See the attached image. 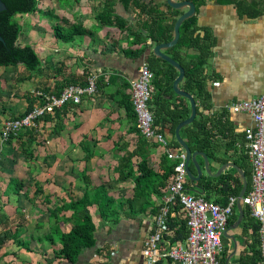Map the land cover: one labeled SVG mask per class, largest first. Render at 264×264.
Instances as JSON below:
<instances>
[{
	"label": "crops",
	"instance_id": "0c3cea01",
	"mask_svg": "<svg viewBox=\"0 0 264 264\" xmlns=\"http://www.w3.org/2000/svg\"><path fill=\"white\" fill-rule=\"evenodd\" d=\"M56 1L38 0V8H51ZM76 4L58 3L63 26L66 25L68 29L73 24L82 26L74 41H64L61 48L52 41L50 46L37 47L29 40L22 42V34L19 37V43L33 45L41 59V53L46 56L47 50V60L59 51L61 61L56 67L60 69L59 75L44 76L45 61L42 59L40 70L27 73L29 79L25 82L32 85L25 86L27 90L21 93L17 91L14 81L23 75L13 70H24L25 67L22 64L0 66V133L4 121L9 117L7 111L10 105L14 106L15 100L19 99L14 98V94L26 98L28 91L34 88L55 93L60 85L63 87L69 81L84 83L93 71L100 73L99 90L95 95L84 96L79 104L69 103L56 109L40 123L34 133L37 140L32 156L27 157L15 142L0 141V236L9 229L12 237L7 241L13 242V236H18L25 242H38L41 237L51 234L56 225L68 231L72 222L67 218L72 211H64L61 213L64 218L56 221L51 217L50 209L58 203L80 198L88 186L103 184L116 198L132 197V178H120L122 172L128 171V161L137 167V163L146 158L149 167L162 169L164 148L153 142L140 144L142 137L132 130L134 123L127 113L125 102H122L123 93H129V86L125 82L137 77L140 65L154 55V43L150 39L133 43L129 29L122 31L117 25L101 24L97 19L105 5H113L115 14L127 20L135 17L136 25L141 19L139 10L131 5L126 8L121 0H79ZM41 13L36 10L21 15L31 17V21L37 24L32 26L38 28ZM196 14L198 32L201 35L207 32L209 40H212L207 62L202 68L206 93L204 97L195 98L198 117L206 120L212 132L207 151H201L207 154L212 173L227 162L234 163L236 167L228 166L222 171L221 174L232 177L229 187L223 189V181L217 179L221 174L209 176L204 169V157L197 155L203 175L194 183L189 178L187 187L209 200L224 203L229 195H240L245 180L248 183L246 192L251 187V164L246 153L244 130L253 125V120L245 112L229 111L227 105L264 93V0H205L197 7ZM72 45L76 47L72 48ZM180 52L183 57L199 54L195 47H182ZM74 54L76 58L72 57ZM184 83L185 80L183 88ZM43 126L48 131L44 141L38 139V132ZM166 136L170 139L167 130ZM23 137L25 140L29 138L27 134ZM88 153L92 154L89 159L86 158ZM15 156L17 160H14ZM190 167L197 174L192 162ZM101 172L106 174L102 175L103 178L111 175L114 181L107 183L101 180ZM12 176L22 180L24 186L26 179H31L26 186L27 191H23V188L19 193L8 191V181ZM86 176L90 182L86 181ZM207 180L211 181V185L206 188L204 184ZM37 183L42 187L39 194L36 192ZM48 199L50 202H47ZM160 202L161 197L153 196L151 203L139 208L137 216L129 217L122 212L118 223L110 225L104 222V226L97 230L96 245L84 250L77 262L63 261L62 264H146L143 241L151 227L153 206H158ZM124 209L129 211L126 203ZM242 210L243 215L237 225L241 211L236 204L228 223L223 249L219 253L222 264L229 256V264H250L255 261L259 248L256 221L251 218L249 207L243 203ZM15 227L21 232L15 231ZM43 241L49 242L44 238ZM17 247L20 248L18 253L1 247L0 257L18 256L20 259L23 253L21 247ZM24 251L30 250L24 248Z\"/></svg>",
	"mask_w": 264,
	"mask_h": 264
},
{
	"label": "trees",
	"instance_id": "16d2710c",
	"mask_svg": "<svg viewBox=\"0 0 264 264\" xmlns=\"http://www.w3.org/2000/svg\"><path fill=\"white\" fill-rule=\"evenodd\" d=\"M6 8L0 11V34L4 41L0 40V66L22 64L27 73L41 69L42 59L31 44L21 45L19 37L21 35V26L18 21L14 19L17 13H30L38 9V0H3ZM126 8L133 6L139 10L140 18L135 25V29L128 25V20L115 14L113 5L108 7L97 15V19L101 24L117 25L119 28H128L133 36V43L146 42L148 39L152 43H160L169 41L173 38L174 25L178 16L183 12L182 9H177L169 6L166 0H121ZM197 7L205 2V0H192ZM224 2H232L234 0H221ZM145 17H141V16ZM82 26L73 24L72 28L66 29L62 24L56 23L53 25L54 34L57 38L63 41H73L77 34H80ZM199 26L197 25V14L185 19L180 26L179 41L172 47L164 51L170 54L174 59L179 61L185 68V83L184 89L189 91L199 98L204 97L206 93V79L202 68L207 62L212 40L210 35L205 32L200 34ZM182 47H195L199 50V54L190 57H183L180 50ZM150 68L154 72L153 86L154 92L150 100V106L154 113L155 125L160 131L166 135V130L170 133V144L174 147L180 146L175 129L180 121L187 118L191 112L189 99L178 95L173 89V82L178 75V70L171 63L166 60L151 55L148 58ZM26 73V74H27ZM74 83L73 81L67 82ZM129 86V82H125ZM64 87V86H63ZM62 85L58 87L55 92L59 94L62 90ZM124 106L127 113L133 121L132 130L137 132L142 141L140 144L149 142L140 132L137 126V114L132 103L129 93H123ZM27 107L24 112L16 116H23L33 109L37 99L31 95L30 92L26 95ZM153 104L156 108H153ZM58 109V108H57ZM49 114V113H48ZM48 114L39 118L38 121H45ZM199 111L195 120L184 126L181 129V135L186 140L192 151L205 150L207 151L210 145V138L212 132L207 127L206 120L198 117ZM15 117V116H12ZM37 129H24L18 135H13L7 142H15L17 147L30 157L33 155L34 143L37 140L34 133ZM28 135L27 140L24 135ZM167 137V136H166ZM141 150V148H140ZM141 152V151H140ZM133 153L131 154V156ZM92 154H87L86 158H90ZM174 161L169 159L164 154L162 161V169L156 170L149 167L147 159L143 158L137 163L135 167L131 162H127L128 171L122 172L120 178H132L134 182V192L132 197L128 199H119L108 192V188L103 185H95L87 187L83 195L78 199H72L69 202L58 203L54 208L50 209V215L56 221L63 219L61 215L65 210H71L72 213L67 219L72 222L71 228L66 231L59 225L53 228V232L44 237L50 244L55 246V255L59 258V264L63 261L75 263L79 260L80 255L87 248L94 247L97 241L98 225L93 214V208L97 210V217L110 225L119 222L121 213H125L129 217L137 216L139 208H145L147 203L152 202L153 196L162 197L166 191V186L169 176L173 171ZM231 175L221 174L217 179L223 181L222 188L229 187ZM86 181L89 178L86 176ZM211 185V181L207 180L204 186L207 188ZM24 182L17 177H10L7 189L13 190L17 193L21 191ZM36 192H42V187L37 183ZM236 193V192H235ZM227 199L224 203H226ZM50 202V199L47 200ZM127 204L129 211H125L124 204ZM177 221L174 227V233L171 237L172 241L185 240L188 235L187 219L181 206H176ZM159 204L153 206V212H157ZM252 218V217H251ZM231 219V218H230ZM230 221V220H229ZM1 222V221H0ZM258 224L256 223V230L258 232ZM12 237L9 229L0 236V248L3 244ZM14 241L19 247H24L31 250L30 242H25L19 239L18 236H13ZM254 257L255 261L250 264H257L261 262L262 255L260 248L256 251ZM225 259H223L224 261ZM242 261L244 259L242 258ZM258 261V262H257ZM158 264H165L160 261Z\"/></svg>",
	"mask_w": 264,
	"mask_h": 264
},
{
	"label": "built area",
	"instance_id": "2783aa9c",
	"mask_svg": "<svg viewBox=\"0 0 264 264\" xmlns=\"http://www.w3.org/2000/svg\"><path fill=\"white\" fill-rule=\"evenodd\" d=\"M137 77L129 80V92L137 114V126L149 141L164 148L169 159L174 161L166 191L161 197L159 209L152 214L151 227L143 241V255L146 264H222L219 253L223 249L224 232L234 212L239 195H229L226 203L209 200L191 192L187 187V153L180 145L174 147L166 135L155 125L150 100L154 90V72L149 62L144 61ZM99 71H93L84 83L66 84L59 94L37 88L28 92L37 101L32 110L23 116L8 117L0 133L1 143L24 129H37L39 118L53 113L66 104H79L86 95L98 92ZM233 112H245L253 125L245 128L246 153L251 164V187L240 198L250 209L251 217L258 224L261 263L264 264V93L227 105ZM176 206L187 219L188 235L185 240L172 241L177 221Z\"/></svg>",
	"mask_w": 264,
	"mask_h": 264
},
{
	"label": "rangeland",
	"instance_id": "374dc122",
	"mask_svg": "<svg viewBox=\"0 0 264 264\" xmlns=\"http://www.w3.org/2000/svg\"><path fill=\"white\" fill-rule=\"evenodd\" d=\"M62 1L69 2V3H71L72 6H76L77 5L76 3L79 0H58V2L56 1V3L54 4L55 6H53L51 8L50 7L44 8V6L40 9L38 8L37 10L42 12L41 13L42 17L39 19L38 28H36V26L35 27L32 26V25H37V24L35 21H31L32 20L31 17H28L26 15L22 16L21 13H17L14 16V19L19 22L21 29H22V31H21L22 42H24L25 40H29L34 45H36L37 47H40V46L44 47V46L52 45L51 44V41H52V42H57L55 44L59 45L57 47L61 48L64 41L55 36L53 25L56 23L62 24L61 17H60L61 11H60V8L58 6V3L62 2ZM107 7L108 6L105 5V7H103L101 10H104ZM112 7L114 8V6H112ZM41 9H42V11H41ZM43 10H44V12H43ZM51 10H53V11H51ZM49 11H51V13L48 14ZM22 14H24V13H22ZM134 20H136L135 17L132 19H128V25L131 26L133 29L136 28ZM65 28L68 30L67 26ZM128 28H124V29H122V31L126 30ZM75 47H76V45H72V48H75ZM45 53H46L45 54L46 56H44V53H41L42 59H43V61H45L44 62L45 66L43 67L44 76H46V75L53 76L54 74L59 75L60 69L56 68V67H59L58 61H61L59 51L57 52L56 55H54V57H52V59L50 58L49 60L46 59V57H48L49 50H47ZM72 57L76 58L75 54ZM73 60H75V59H73ZM13 71L16 72V74L23 75L22 78L18 79L17 81H14L15 86L18 87L17 91L23 93L24 90H27L26 87H29L32 85V83H29L28 81L25 82V80L29 79L28 78L29 76L26 74L27 73L26 70L25 69L23 70L22 68H19V69L15 68ZM3 73L8 74L7 72H3ZM21 86H23V87H21ZM13 97L14 98L18 97L19 99L15 100L14 106L10 105V108L8 107L9 110L7 111V113L9 115V117L21 114L24 111L25 106L27 105V99L24 98L23 95L21 96L19 94H14ZM38 133L40 134V137L38 139L43 140V141L46 140L45 135L48 133V131L46 130V128L44 126L41 130H39ZM14 160H17V156H15ZM98 172H99V170H98ZM100 174H101L100 178H101V180H104V182L108 183L109 181H114V179L112 178L111 175L108 178L107 177L103 178V176H105L106 174H102V172ZM108 174H110V172H108ZM29 180H31V179H29V178L26 179V181H27V183L25 184L26 186L28 185ZM1 183H2V181H1ZM26 186H23V189H22L23 191H25V190L27 191L28 187H26ZM65 211H68V210H65ZM92 211H93V214L95 216V220H96V223L98 225V229L102 228L104 226V222L101 221L97 217V210L95 208H93ZM64 225H66V224H64ZM14 229L18 233L21 232V231H18V229L16 227ZM41 232H43V230H41ZM23 233H24V231H23ZM43 238L44 237H41L38 240V242L37 241L36 242L31 241V243H30L31 250L30 251L25 252L24 247H21V250H22L21 253H23V255H21L20 259L18 258V256L15 258L8 256L5 259L0 257V264H24V263L25 264H58L59 258L55 255V251H54L56 249L55 246L53 244H50L49 242L43 241ZM26 242H28V240ZM17 246L18 245L16 244L15 241H13V242L12 241H6L5 244H3L4 249L10 250L11 252H16V253H18V250L20 249Z\"/></svg>",
	"mask_w": 264,
	"mask_h": 264
},
{
	"label": "water",
	"instance_id": "95a60500",
	"mask_svg": "<svg viewBox=\"0 0 264 264\" xmlns=\"http://www.w3.org/2000/svg\"><path fill=\"white\" fill-rule=\"evenodd\" d=\"M166 3L173 8L182 9L183 12L178 16V18L175 22L173 38L169 41L154 44L153 53L155 56L166 60L167 62L171 63L174 67L177 68L178 75L173 82V89L178 95H181V96L188 98L190 101V104H191L190 115L178 123V125L176 126V129H175V135H176V138H177L179 144L186 150V153H187L186 170H187V174H188L190 180L194 183L195 181H199L203 175V170L201 168V165L197 161V155H202L204 157V159H205L204 169L209 176H219L226 167H228V166L236 167V165L234 163L227 162V163H224L216 173H212L210 171V168H209V161H208L207 154L201 150L192 151V149L190 148L188 143L184 140V138L181 135V129L184 126L192 123L195 120V118L197 116L198 106H197V101H196L195 97L189 91H187L183 88L182 84H183V80L185 78V68L183 67V65L179 61L174 59L171 55L166 53L164 50L174 46L179 41L180 26H181L182 22L185 19L191 17L192 15H195L197 7H196V4L192 0H166ZM5 8H6L5 2L3 0H0V11L4 10ZM0 40L4 41V38L2 37L1 34H0ZM191 162L195 165V167L197 169V174H195L192 171V169L190 167ZM247 186H248V183H247V180H245L243 189L239 195V200L237 202V205L240 207V211H241V215L237 220V225L240 222L242 215H243L242 203H241L240 198L245 194V192L247 190ZM226 233H227V230L224 232V234H226ZM229 260H230V256L226 259L225 264H229Z\"/></svg>",
	"mask_w": 264,
	"mask_h": 264
}]
</instances>
